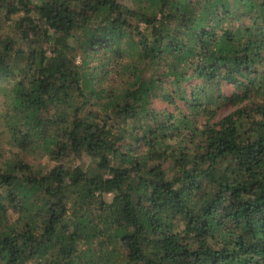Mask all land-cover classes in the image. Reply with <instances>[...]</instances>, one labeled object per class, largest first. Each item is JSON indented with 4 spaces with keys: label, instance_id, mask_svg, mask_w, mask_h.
<instances>
[{
    "label": "trees",
    "instance_id": "1",
    "mask_svg": "<svg viewBox=\"0 0 264 264\" xmlns=\"http://www.w3.org/2000/svg\"><path fill=\"white\" fill-rule=\"evenodd\" d=\"M0 264H264V0H0Z\"/></svg>",
    "mask_w": 264,
    "mask_h": 264
},
{
    "label": "rangeland",
    "instance_id": "2",
    "mask_svg": "<svg viewBox=\"0 0 264 264\" xmlns=\"http://www.w3.org/2000/svg\"><path fill=\"white\" fill-rule=\"evenodd\" d=\"M72 54H73V53H72ZM230 88H231V86H228V87H227V90H229ZM155 106H157V107L161 106L160 102H159V101H156V102H155ZM229 110H230V108L227 107V108L221 109V112H220V113H221V114H226L227 112H229ZM82 162L86 164V163L88 162V161H87V158L84 157Z\"/></svg>",
    "mask_w": 264,
    "mask_h": 264
}]
</instances>
